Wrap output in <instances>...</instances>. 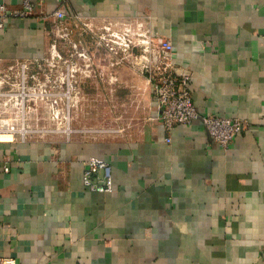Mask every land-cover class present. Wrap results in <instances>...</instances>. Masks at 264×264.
<instances>
[{"label": "crops", "instance_id": "crops-1", "mask_svg": "<svg viewBox=\"0 0 264 264\" xmlns=\"http://www.w3.org/2000/svg\"><path fill=\"white\" fill-rule=\"evenodd\" d=\"M32 1L31 15L0 28V67L44 53L60 5L98 21L140 17L171 39L196 111L244 126L227 148L200 119L167 134L146 73L103 67L102 95L133 98V136L0 142V254L16 264H264V0ZM0 3L19 10L22 0ZM91 156L110 164L111 192L84 186Z\"/></svg>", "mask_w": 264, "mask_h": 264}, {"label": "built area", "instance_id": "built-area-1", "mask_svg": "<svg viewBox=\"0 0 264 264\" xmlns=\"http://www.w3.org/2000/svg\"><path fill=\"white\" fill-rule=\"evenodd\" d=\"M35 2L22 0L21 9L11 10L0 3V28L8 17L31 15ZM52 27L67 36L72 33L67 22L92 24L94 17L72 14L60 5L53 13ZM100 33L92 32L93 41L69 38L48 42L40 56L15 59L0 70V134L10 140H36L34 125L39 114L57 117L76 107L82 87L91 78L101 76L103 67L134 65L146 73L151 95L157 105V119L169 134L177 124L200 119L211 139L227 148L243 130V122L217 114L201 116L195 109L189 89L190 76L174 63L171 39L161 38L143 18H108L100 20ZM68 31V32H67ZM91 45V46H90ZM91 47L93 50H91ZM43 118V117H42ZM165 140L170 141L168 135ZM112 170L105 160L91 156L85 162L83 184L92 191H112ZM0 264H16L15 257L0 254Z\"/></svg>", "mask_w": 264, "mask_h": 264}, {"label": "rangeland", "instance_id": "rangeland-1", "mask_svg": "<svg viewBox=\"0 0 264 264\" xmlns=\"http://www.w3.org/2000/svg\"><path fill=\"white\" fill-rule=\"evenodd\" d=\"M103 23L93 21L82 23L68 21L67 25L73 32L65 35L66 32L51 27L48 30L49 43L65 41L69 38H81L86 41H93L92 32L97 34ZM68 32V31H67ZM126 65H130L127 63ZM6 65L0 67L4 69ZM94 87V95L80 94L76 107L70 111H63L62 115L54 118L39 114V122L34 125V135L42 140H65V139H103L118 138L121 136H133V98L125 100L124 104L118 101L115 96L102 95L101 78H91ZM112 80L111 82H114ZM113 85V84H111ZM119 102V103H118ZM43 117V118H42ZM86 120V122H81ZM90 122V123H89Z\"/></svg>", "mask_w": 264, "mask_h": 264}, {"label": "bare ground", "instance_id": "bare-ground-1", "mask_svg": "<svg viewBox=\"0 0 264 264\" xmlns=\"http://www.w3.org/2000/svg\"><path fill=\"white\" fill-rule=\"evenodd\" d=\"M11 136L9 134H0V140H10Z\"/></svg>", "mask_w": 264, "mask_h": 264}]
</instances>
